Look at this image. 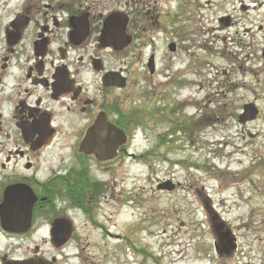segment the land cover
Segmentation results:
<instances>
[{"label": "rangeland", "instance_id": "rangeland-1", "mask_svg": "<svg viewBox=\"0 0 264 264\" xmlns=\"http://www.w3.org/2000/svg\"><path fill=\"white\" fill-rule=\"evenodd\" d=\"M154 3L158 27L167 33L157 30L142 48L141 65L156 56L154 80L161 91L155 97L163 94L179 105L187 130L172 131L177 117L169 124L154 126L146 119L132 127L129 153L137 157H125L117 170L105 172L100 210L89 221L77 218L81 244L68 252H83L86 264H230L214 248L210 208L238 242L233 261L263 264L264 0ZM223 15L234 16L237 25L217 30ZM169 44L178 45L177 56ZM132 58H125L126 66L135 72ZM149 76L139 80L133 108L148 111L157 103L144 98L151 91ZM174 78L186 84L171 87V96L166 81ZM251 104L260 114L241 124L243 107ZM169 182L175 190H159ZM44 249L47 258L55 256L49 245Z\"/></svg>", "mask_w": 264, "mask_h": 264}, {"label": "flooded vegetation", "instance_id": "flooded-vegetation-1", "mask_svg": "<svg viewBox=\"0 0 264 264\" xmlns=\"http://www.w3.org/2000/svg\"><path fill=\"white\" fill-rule=\"evenodd\" d=\"M112 16L123 22L127 18L128 46L124 40H105ZM224 18L229 27L221 22ZM217 21L219 31L237 25L232 15ZM157 30L167 33L158 27L154 0H0V206L7 201L4 215L0 213V264L44 259L86 264L83 252H68L81 244L75 237L77 218L89 221L100 210L107 191L105 172L117 170L125 157H137L129 153L136 117L142 113L154 126L177 117L172 131L187 130L179 105L172 106L163 94L155 97L161 91L154 80L158 70L155 62L152 73L149 61L156 56L141 65L142 48ZM174 34L182 37L180 30ZM179 51L175 44L171 53L175 57ZM127 57H133L135 72L126 66ZM148 74L151 97L144 98L157 103L148 111L133 108L139 80ZM182 78L166 81L171 96V87L186 84ZM100 121L89 143V132ZM104 142L116 148L114 156L101 148ZM169 183L167 188L175 190ZM209 216L219 258L236 264V238L215 212ZM217 222L221 231H230L229 240L221 239ZM69 230L71 235H64ZM48 245L55 256L46 257Z\"/></svg>", "mask_w": 264, "mask_h": 264}, {"label": "water", "instance_id": "water-1", "mask_svg": "<svg viewBox=\"0 0 264 264\" xmlns=\"http://www.w3.org/2000/svg\"><path fill=\"white\" fill-rule=\"evenodd\" d=\"M229 21L230 20L228 18H224V19L221 20V22L223 23L224 27H229V24H228ZM120 24H121V28H120ZM127 24H128V21H127V18L126 17H125V21L124 22L123 21H120V18H118L117 16L110 17L107 20L106 25H105V30H104L105 40L106 39L107 40H113L114 42H116L118 40H120V41H123L124 40V45L125 46H128L131 43V39H130V37H128L126 35ZM122 33H124V39H122ZM169 50L172 51V52H174L175 51V44L169 45ZM154 67H155L154 57H152L150 59V62H149V69H150V71L152 73L154 72ZM258 112L259 111L256 109V107L254 105H252V104L251 105H245L244 106V113H243V115L240 118V122L242 124H246L249 121H253V120L257 119V116L259 114ZM101 122L102 121H100V123L96 125V128L97 129L92 130V131L89 132V136H88L89 137L88 138V142L89 143L93 139L94 134L95 133H98V128H101ZM102 147H103V150L105 152H106V149H107V155H109L110 157H112V155L113 156L115 155L116 148L114 147V149L112 150L110 148V145H109L108 142H104L102 144L101 148ZM159 189H162V190H170L169 188H167V185L166 184L160 185L159 186ZM6 202L7 201H5V204H3V205L0 206V213L2 214V216L4 215L3 214V209L6 208ZM4 227L6 229H8L7 223L5 221H4ZM52 233H53V236H54L55 233L54 232H52ZM65 234H66V236L67 235H71L70 234V230H69L68 233H64V235ZM223 236H224V238H226V239L229 240L230 233H225ZM10 264H52V263L49 262V261H45V260L44 261H42V260H30V261L24 262V263H10Z\"/></svg>", "mask_w": 264, "mask_h": 264}, {"label": "trees", "instance_id": "trees-1", "mask_svg": "<svg viewBox=\"0 0 264 264\" xmlns=\"http://www.w3.org/2000/svg\"><path fill=\"white\" fill-rule=\"evenodd\" d=\"M145 96L151 97V95L149 93H146ZM132 118H134V117H132ZM136 118H138V121L136 122L137 125L138 124L139 125H141V124L143 125L146 122L144 119H142V118H144L143 115H142V113L138 117H136Z\"/></svg>", "mask_w": 264, "mask_h": 264}]
</instances>
